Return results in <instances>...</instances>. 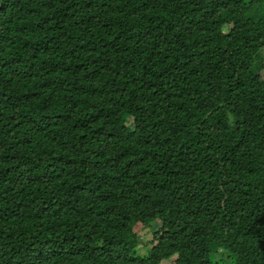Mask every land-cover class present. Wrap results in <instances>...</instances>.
I'll return each mask as SVG.
<instances>
[{
  "label": "trees",
  "instance_id": "trees-1",
  "mask_svg": "<svg viewBox=\"0 0 264 264\" xmlns=\"http://www.w3.org/2000/svg\"><path fill=\"white\" fill-rule=\"evenodd\" d=\"M263 47L264 0H0V264H264Z\"/></svg>",
  "mask_w": 264,
  "mask_h": 264
},
{
  "label": "rangeland",
  "instance_id": "rangeland-1",
  "mask_svg": "<svg viewBox=\"0 0 264 264\" xmlns=\"http://www.w3.org/2000/svg\"><path fill=\"white\" fill-rule=\"evenodd\" d=\"M259 61H264V47L261 49L260 53H259ZM158 227L155 225V229L156 228H160L161 225L157 224ZM148 237H146L147 239ZM152 244H148L147 242H144L137 250V255L140 256H146L148 254V251L150 250ZM222 248V246H220L219 244L213 246V250L217 251L220 250ZM220 264H234L233 259H228L225 261H220Z\"/></svg>",
  "mask_w": 264,
  "mask_h": 264
}]
</instances>
